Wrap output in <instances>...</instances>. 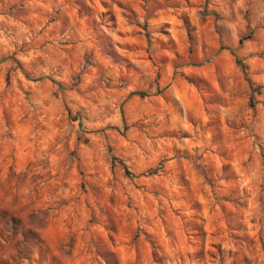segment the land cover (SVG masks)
Segmentation results:
<instances>
[{"label": "rangeland", "instance_id": "obj_1", "mask_svg": "<svg viewBox=\"0 0 264 264\" xmlns=\"http://www.w3.org/2000/svg\"><path fill=\"white\" fill-rule=\"evenodd\" d=\"M0 60V264H264V0H0Z\"/></svg>", "mask_w": 264, "mask_h": 264}, {"label": "trees", "instance_id": "obj_2", "mask_svg": "<svg viewBox=\"0 0 264 264\" xmlns=\"http://www.w3.org/2000/svg\"><path fill=\"white\" fill-rule=\"evenodd\" d=\"M1 61V60H0ZM237 63L241 65V67H243V65L241 64L240 60L237 59Z\"/></svg>", "mask_w": 264, "mask_h": 264}]
</instances>
